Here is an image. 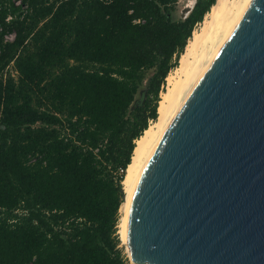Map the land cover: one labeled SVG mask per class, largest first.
I'll use <instances>...</instances> for the list:
<instances>
[{"label":"trees","instance_id":"trees-1","mask_svg":"<svg viewBox=\"0 0 264 264\" xmlns=\"http://www.w3.org/2000/svg\"><path fill=\"white\" fill-rule=\"evenodd\" d=\"M177 1L0 0V264H131L125 172L216 3Z\"/></svg>","mask_w":264,"mask_h":264},{"label":"water","instance_id":"water-1","mask_svg":"<svg viewBox=\"0 0 264 264\" xmlns=\"http://www.w3.org/2000/svg\"><path fill=\"white\" fill-rule=\"evenodd\" d=\"M132 264H264V0H252L149 158Z\"/></svg>","mask_w":264,"mask_h":264},{"label":"bare ground","instance_id":"bare-ground-1","mask_svg":"<svg viewBox=\"0 0 264 264\" xmlns=\"http://www.w3.org/2000/svg\"><path fill=\"white\" fill-rule=\"evenodd\" d=\"M251 1L217 0L206 14L201 28L194 30L189 39L175 76H169L168 87L159 101L158 118L136 140L132 161L122 183L126 201L122 209L120 233L124 243L133 194L149 158L216 53L243 18Z\"/></svg>","mask_w":264,"mask_h":264},{"label":"rangeland","instance_id":"rangeland-1","mask_svg":"<svg viewBox=\"0 0 264 264\" xmlns=\"http://www.w3.org/2000/svg\"><path fill=\"white\" fill-rule=\"evenodd\" d=\"M18 1H19V0H18ZM216 1H217V0H216ZM195 2H196V0H178V1H177V4H176V9H175V11H174L175 18H176V19H179V18H185V17L189 14V12L191 11V9L193 8ZM205 16H206V15H205ZM204 20H205V17H204ZM204 20H203V21H204ZM203 21H202L201 23H199V24L196 26L195 30H199V29L201 28ZM179 64H180V59H179ZM179 64H178V66H179ZM178 66H177V67H178ZM177 67L173 68V69L170 71V73L168 74V76H167V78H166V81H165V85H164V91H166V89H167V87H168V78H169V76H170V75H174V76H175V71H176ZM9 70H10V72H11L14 76H17V73L15 72V69L13 68V66H11V68H10ZM145 91H146V83H145V85L141 88L139 94L137 95V98H136L135 103L138 102V101H140V100L143 98V95H144ZM164 91L161 92L160 97H161V95H162V93H163ZM134 106H135V104H134ZM134 106H133V107H134ZM153 122H155V121H154V120H151V121H150V125H151ZM127 169H128V168H127ZM125 173H127V170H126ZM122 186H123V184H122ZM123 192H124V189H123ZM125 201H126V195H125V192H124V203L122 204V206H121V208H120V210H119V216H120V219H119V225H118V234H119L120 239H121L120 223H121V218H122V209H123V206H124V204H125ZM120 246L123 248L124 253L126 254V256L128 257V259L130 260L127 246H126V244L124 243V241H123L122 239H121V245H120ZM130 262H131V261H130ZM131 264H132V262H131Z\"/></svg>","mask_w":264,"mask_h":264},{"label":"built area","instance_id":"built-area-1","mask_svg":"<svg viewBox=\"0 0 264 264\" xmlns=\"http://www.w3.org/2000/svg\"><path fill=\"white\" fill-rule=\"evenodd\" d=\"M14 2H15L16 5L21 4V0H19V1H18V0H14ZM13 37H14V36L12 35V36H10V37H7V39L12 40ZM123 172H124V170H120V171H119V174H122Z\"/></svg>","mask_w":264,"mask_h":264}]
</instances>
